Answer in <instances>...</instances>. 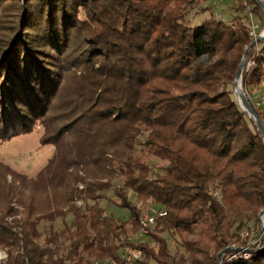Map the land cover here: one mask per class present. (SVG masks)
<instances>
[{"label": "trees", "instance_id": "1", "mask_svg": "<svg viewBox=\"0 0 264 264\" xmlns=\"http://www.w3.org/2000/svg\"><path fill=\"white\" fill-rule=\"evenodd\" d=\"M206 1L0 0V140L40 124L41 144L55 148L35 178L0 162L4 264H126L128 245L142 252L129 264H219L222 251L245 244L241 230L264 210V138L229 87L254 37L244 14L191 27L186 16ZM246 2L239 12L251 7L264 27L261 5ZM260 45L246 58V92L264 82ZM142 136L163 174L136 156ZM117 178L115 205L127 220L102 205ZM129 190L167 211L153 245L137 239L143 210ZM70 214L62 229L39 228ZM170 235L183 253L170 249ZM232 254L222 264H264V253Z\"/></svg>", "mask_w": 264, "mask_h": 264}, {"label": "rangeland", "instance_id": "2", "mask_svg": "<svg viewBox=\"0 0 264 264\" xmlns=\"http://www.w3.org/2000/svg\"><path fill=\"white\" fill-rule=\"evenodd\" d=\"M255 2L259 5L257 1ZM260 2L264 4V0H260ZM244 5L245 6L248 5L246 0H208L206 2H203L200 7L191 9L188 15L186 16V22L191 27H195L200 25L204 20L210 18L211 16H215L217 20L231 24L235 16H237L238 14H244V16H246L245 17L246 23H250L251 27L253 25V28L255 29V33L253 37H254V41H256L257 39L260 38V36L264 35V27L263 26L261 27L260 21L257 18L258 16L252 13L251 7L248 6L244 13L239 12L240 6H244ZM202 9H204L205 11H202ZM1 33H3V31L0 29V34ZM2 35L3 34H1V36ZM262 39L263 38H261L259 42L256 43L254 46L257 51L262 48V45H260V41ZM1 49L3 50V48H0V52ZM203 60L206 62L210 61L208 56H204ZM252 64H253L252 61L245 62V65H247V69H249ZM229 89L233 92L235 100L238 102L239 107L244 112L240 103L239 96L236 92V80H235V84L233 86H230ZM244 93L247 101L251 102V104L254 105L255 109H258L260 112H262L264 116V82L262 83L261 86L250 89L248 92L244 90ZM261 123L264 126V120ZM43 133H44L43 126L38 124L35 126L31 134L20 135L8 141L0 140V162L10 166L12 170L18 173L25 174L30 178H35L37 174L45 167V165L48 163L49 159L54 155L55 152L54 146L41 144V138ZM144 143H145V136H142L138 139V144L135 150L136 156H139L143 160L148 162L152 167L154 174H163L164 168L167 166L166 163L153 156L152 157L148 156L145 153L146 149ZM120 184H122V180L120 178H117L113 182L112 189L104 192L106 198L102 200V205L103 208L105 209L106 215H113L117 219L127 220V218L130 215L129 210L120 208L115 205L116 202H118V200L114 195V188ZM128 197L132 202L136 203L140 208H142L143 211L146 210L148 207L152 206L150 203L144 206L139 200H137V198L130 190L128 191ZM2 201L3 200L0 198V210H2V206H1ZM76 203L78 206L84 207L83 199L81 198L76 199ZM90 203H92V201H90ZM72 218L73 217L70 214L67 216L65 221H63L62 219H58L54 223H48L43 221L39 228L40 230L45 231L46 232L45 234H47V232L51 228H54V230L62 229L64 227L65 222H67L68 224L72 222ZM258 221L246 222V225L253 224L254 226L255 223V226H257ZM233 231L234 230H232V234H236ZM168 241H169L170 249L173 251V253L184 252V250L180 246V238H178L177 235H170L168 237ZM148 242L151 245H153L151 239H149ZM231 249L232 247H230V250ZM225 255L226 254H224L222 257H224ZM0 257H1L0 260L3 259V257H5L4 260L1 261V264H4L5 261L7 260V257L5 250H3L2 248H0ZM219 264H222V258Z\"/></svg>", "mask_w": 264, "mask_h": 264}, {"label": "built area", "instance_id": "3", "mask_svg": "<svg viewBox=\"0 0 264 264\" xmlns=\"http://www.w3.org/2000/svg\"><path fill=\"white\" fill-rule=\"evenodd\" d=\"M255 29L252 25V35H254ZM264 138V136H263ZM214 198H219L220 194L217 191L211 190L209 192ZM167 214L166 210H160L155 206L148 207L140 216L141 229L138 233L137 239L145 238L146 241L150 239V232L153 230L154 225L156 224L157 219L165 217ZM255 226V224H254ZM253 224L245 227L240 232V237L242 240H245V244L242 246L234 245L232 247L233 254L229 257V260L235 258H243L250 260L254 255L259 253H264V210L260 212L259 221L257 226L254 227ZM7 257V254H6ZM142 257L141 250L135 245H128L124 247V250L121 253V259L126 264H129L133 261L139 260ZM1 258V257H0ZM0 260L1 261L4 260ZM92 264H119L115 259H105L97 260Z\"/></svg>", "mask_w": 264, "mask_h": 264}, {"label": "water", "instance_id": "4", "mask_svg": "<svg viewBox=\"0 0 264 264\" xmlns=\"http://www.w3.org/2000/svg\"><path fill=\"white\" fill-rule=\"evenodd\" d=\"M255 1H257L264 9V4L262 2H260V0H255ZM261 38H264V35L260 36V38L257 39L256 41H254L246 50V53H245L244 58H243V61L241 63V67H240V70H239L238 77L236 79V92H237L238 96H240L242 99H244L246 101L247 105L249 106V108H250V110H251V112L253 114V117H250V119H252L255 122V125L257 126V128L261 131L262 135L264 136V126H263V124L260 122V120H259L258 116L256 115V113L254 112L252 106L247 101L245 94L239 88V81H241V87H242V76H243V71H244L247 55H248L249 51L255 46L256 43L259 42V40ZM244 112H245V110H244ZM229 251H230V248H227L224 251H222L219 254V260L221 261L222 256L224 254H226L227 252H229Z\"/></svg>", "mask_w": 264, "mask_h": 264}, {"label": "bare ground", "instance_id": "5", "mask_svg": "<svg viewBox=\"0 0 264 264\" xmlns=\"http://www.w3.org/2000/svg\"><path fill=\"white\" fill-rule=\"evenodd\" d=\"M239 88L240 90H242V92L244 93V90H243V84H242V87H241V81H239ZM245 94V93H244ZM239 99H240V103H241V106L243 107V109L245 110V112L247 113L248 117H253V114L249 108V106L247 105L246 101L244 99H242L240 96H239Z\"/></svg>", "mask_w": 264, "mask_h": 264}]
</instances>
